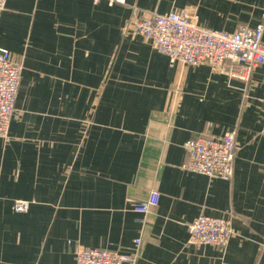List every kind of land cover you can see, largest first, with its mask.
<instances>
[{"label": "crops", "instance_id": "crops-1", "mask_svg": "<svg viewBox=\"0 0 264 264\" xmlns=\"http://www.w3.org/2000/svg\"><path fill=\"white\" fill-rule=\"evenodd\" d=\"M136 12H185L228 33L264 25V0H7L0 50L22 72L0 139V264H75L77 248L136 264H264V66L238 80L171 65L127 28ZM231 131V180L182 168L185 142ZM153 190L158 205L137 214ZM199 216L230 219L225 250L188 244Z\"/></svg>", "mask_w": 264, "mask_h": 264}, {"label": "built area", "instance_id": "built-area-1", "mask_svg": "<svg viewBox=\"0 0 264 264\" xmlns=\"http://www.w3.org/2000/svg\"><path fill=\"white\" fill-rule=\"evenodd\" d=\"M100 0H93L97 4ZM123 5L125 0H107ZM7 0H0V20ZM264 21V14L262 15ZM197 18L185 12L165 15L136 12L127 24L132 35L141 36L171 65L179 63L197 67L207 65L212 72L247 80L257 66H264V25L240 27L232 33L211 31L196 24ZM22 65L7 50H0V139L6 140L15 113V100ZM187 161L182 168L208 179L231 180L235 154V131L219 138H197L184 143ZM160 195L151 191L146 202L135 204L137 214L146 215L158 205ZM15 213L28 211V204L15 202ZM188 244L225 250L233 235L229 218L199 216L187 225ZM140 240L134 243L138 245ZM75 264H136L135 254L123 255L105 250L77 248ZM227 264V263H222Z\"/></svg>", "mask_w": 264, "mask_h": 264}]
</instances>
